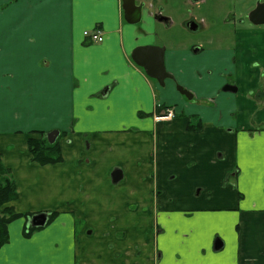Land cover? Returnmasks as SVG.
<instances>
[{
	"label": "crops",
	"instance_id": "crops-1",
	"mask_svg": "<svg viewBox=\"0 0 264 264\" xmlns=\"http://www.w3.org/2000/svg\"><path fill=\"white\" fill-rule=\"evenodd\" d=\"M148 8L152 26L153 17L172 25ZM135 24L121 0H0V154L18 194L10 205L56 212L32 244L22 222L7 227L0 264L22 250L45 251L48 264H264V25H234L232 47L157 46L171 75L162 86L131 58L157 41ZM94 30L103 39L89 43L83 32ZM164 107L174 117L155 120ZM41 123L64 133L61 162L32 161L27 138L46 132Z\"/></svg>",
	"mask_w": 264,
	"mask_h": 264
},
{
	"label": "rangeland",
	"instance_id": "rangeland-1",
	"mask_svg": "<svg viewBox=\"0 0 264 264\" xmlns=\"http://www.w3.org/2000/svg\"><path fill=\"white\" fill-rule=\"evenodd\" d=\"M142 4L143 17L140 22L133 27L138 33L143 35L140 31L151 29L157 33L156 43H146L143 45L166 46L167 51L177 50L178 48L187 46L191 51L203 47L204 49L217 48L219 42L222 45L233 46L229 41L233 37L234 25H237L235 16V9L241 6L240 0H137ZM149 3L153 10L159 11L162 16H167L171 19L172 25L168 28L164 24H159L157 19L153 17L152 22L146 18V14L150 11ZM231 13H229V12ZM191 18L201 22V26L196 31H192L185 26V23ZM138 37V36H137ZM139 42V41H138ZM140 46V45H137ZM142 46V45H141ZM219 63V61H218ZM217 68V66H215ZM261 125H263L261 123ZM42 129L46 134L47 127L41 123ZM45 134V135H46ZM10 204V203H9ZM28 216L18 217L9 223L8 231L15 233L16 229L20 227L22 222L23 231H21L22 239L32 244L30 238L34 235L36 230L32 231L30 235L24 234L25 227L30 225L27 223ZM25 224V226H23ZM51 225V224H50ZM81 223H77L79 227ZM49 227V226H48ZM16 255L14 258L13 256ZM14 261L10 264H48L45 251L34 252L22 250L16 254H9Z\"/></svg>",
	"mask_w": 264,
	"mask_h": 264
},
{
	"label": "water",
	"instance_id": "water-1",
	"mask_svg": "<svg viewBox=\"0 0 264 264\" xmlns=\"http://www.w3.org/2000/svg\"><path fill=\"white\" fill-rule=\"evenodd\" d=\"M259 7L264 8V3L261 5L257 2V7L249 13V19L254 24H260L264 25V20L255 21L251 19V15L253 13H257L260 9ZM121 9L123 11V17L124 19L130 23L135 24L138 23L141 20V11H142V5H137L135 3V0H121ZM187 27L194 31L197 29V25L193 23L192 21H189L187 23ZM164 47H157V46H147V47H138L133 50L131 53V58L134 63L141 66L145 73L150 76L151 78L156 79L160 85H164V80L166 78H171V75H169L165 70L164 65ZM177 90L185 95L186 97L190 98L191 95L188 91L182 89L181 87L177 86ZM223 91H236V87L230 84H226L223 86ZM59 135L58 130H51L46 134V138L49 143H53ZM122 173L119 169L113 170L111 174V178L113 182H117L121 179ZM48 221V214L45 211H41L38 213H34L31 215L27 223L31 227L34 228H41L46 225ZM222 246V241H215L214 248L218 249Z\"/></svg>",
	"mask_w": 264,
	"mask_h": 264
},
{
	"label": "trees",
	"instance_id": "trees-1",
	"mask_svg": "<svg viewBox=\"0 0 264 264\" xmlns=\"http://www.w3.org/2000/svg\"><path fill=\"white\" fill-rule=\"evenodd\" d=\"M195 128V126H190ZM32 133L39 134L38 137H28L27 146L29 153L31 154L32 161L44 165V164H55L62 161L61 149L59 146V136H63V132L59 133L58 138L53 142L49 143L46 138V133L43 131H32ZM18 197L16 186L9 168L5 167L2 162L0 154V247L8 241V224L21 216H31L33 213H20L16 212L12 205L9 203L16 200ZM48 212V223L55 218V211ZM38 228L29 226L25 227L24 234L30 235L32 231Z\"/></svg>",
	"mask_w": 264,
	"mask_h": 264
},
{
	"label": "flooded vegetation",
	"instance_id": "flooded-vegetation-1",
	"mask_svg": "<svg viewBox=\"0 0 264 264\" xmlns=\"http://www.w3.org/2000/svg\"><path fill=\"white\" fill-rule=\"evenodd\" d=\"M194 1H198V0H194ZM240 1H241V6H242L243 3L245 4V3L247 2V0H240ZM251 1H253L252 4H251V5H252V8L249 9V11H248V13H247L246 15L241 16V17H239V16L236 17V22H234V23L239 24V23H241V22H243V21H246V23H252V24H254V23L251 22L250 19H249V13H250L251 11H253V10L257 7V2H258V4L261 5L262 3H264V0H251ZM135 3H136L137 5H142V4H141L140 2H138L137 0H135ZM259 8H260V9L258 10L257 13H253V14L251 15V19H253V20H255V21L264 20V8H262V7H259ZM155 16H156L157 18L165 19V17L162 16L161 13H160L159 11L155 14ZM165 20L170 21L171 19H165ZM189 21H192L193 23H195V24L197 25V29H199V27L201 26V22H198L197 20H195V19H193V18H191L190 20H188V21L186 22V25H187V23H188ZM254 25H256V24H254ZM257 25H260V24H257ZM197 29H196V30H197ZM196 30H194V31H196ZM199 50H200V48L194 50V52H195V51H199ZM207 72L210 73L211 70L208 69ZM166 79H167V78H166ZM166 79H165V80H166ZM233 86H235V85H233ZM235 87H236V86H235ZM166 108H167V107H164V108H162L158 113H155V114H154V119H155V116H156V115L161 114ZM155 120H156V119H155ZM163 120H167V119H163Z\"/></svg>",
	"mask_w": 264,
	"mask_h": 264
},
{
	"label": "built area",
	"instance_id": "built-area-1",
	"mask_svg": "<svg viewBox=\"0 0 264 264\" xmlns=\"http://www.w3.org/2000/svg\"><path fill=\"white\" fill-rule=\"evenodd\" d=\"M84 36L89 39L90 42H100L102 40V33L99 30L84 31ZM174 116L172 109H165L161 114L155 116L156 120L171 119Z\"/></svg>",
	"mask_w": 264,
	"mask_h": 264
}]
</instances>
